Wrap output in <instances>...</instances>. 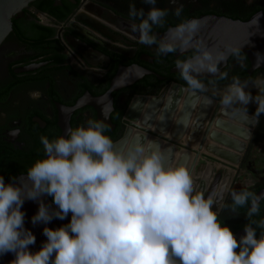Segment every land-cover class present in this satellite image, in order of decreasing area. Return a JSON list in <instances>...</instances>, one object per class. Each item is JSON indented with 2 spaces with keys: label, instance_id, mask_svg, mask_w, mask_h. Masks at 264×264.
<instances>
[{
  "label": "clouds",
  "instance_id": "obj_1",
  "mask_svg": "<svg viewBox=\"0 0 264 264\" xmlns=\"http://www.w3.org/2000/svg\"><path fill=\"white\" fill-rule=\"evenodd\" d=\"M143 2L150 5L146 15L134 5L129 9L130 19H139L132 24L138 43L156 45L158 55L194 49L175 66L197 99L208 85L215 89L228 78L221 65L230 55L242 60L239 48L214 51L199 40L202 21L196 18L182 20L159 37L153 27H162L170 10L156 7L157 0ZM171 11L180 17L183 6ZM248 88V82L233 76L219 104L255 126L264 114V89L253 96ZM252 102L256 108L250 116ZM109 130L103 120L88 119L55 139L42 136L44 156L26 174L7 183L0 175V256L12 253L9 264H264V218L253 219L260 215L264 193L232 190L231 204L224 203L226 187L205 195L194 184L186 158L173 163L170 148L140 134L114 142ZM26 200L38 205L31 217L34 226L70 215L67 224L43 228L47 239L35 252L29 246L36 238L24 226ZM245 207L248 223L238 241L220 214L227 210L239 216L238 209Z\"/></svg>",
  "mask_w": 264,
  "mask_h": 264
},
{
  "label": "flooded vegetation",
  "instance_id": "obj_2",
  "mask_svg": "<svg viewBox=\"0 0 264 264\" xmlns=\"http://www.w3.org/2000/svg\"><path fill=\"white\" fill-rule=\"evenodd\" d=\"M52 5L58 16L61 15L58 18L52 16L54 26L37 22L30 10L41 11L30 5V10L15 20L12 31L0 45V175L4 176L6 183L12 176L26 174L32 163L44 156L40 140L42 136L52 140L63 136L69 128L84 125L88 119L100 120L92 106L84 105L71 113H68L69 108L86 98L87 93L93 97L104 94L120 68L138 65L153 71L160 78L153 74L143 75L130 85L112 92L113 109L108 112L109 120L106 122L110 127L106 134L114 142L120 141L127 131L129 137L132 128L123 120L130 104L137 96L158 94L168 84L185 83L179 73L172 72V69L177 59L192 56H189L191 52L158 55L156 45L138 43L139 32L133 31L132 24H138L139 19H130L129 9L134 5L137 10L143 9L146 15L150 5L143 0H60L59 5L54 6L53 1ZM181 5V16L176 17L171 10ZM156 7L170 10L163 26L153 27L156 34L175 27L184 19L203 15L226 16L243 21L259 12L264 15V0H157ZM43 27L51 31L46 37L49 42L38 44ZM81 42L102 54V57L98 60L84 57ZM55 57L60 60L56 61ZM31 64L39 66L23 71ZM245 64L243 58L237 60L230 56L222 70L230 75L227 81L238 76L241 81L248 82V90L255 96L260 89H264V84L256 83L264 79V67L251 73L247 69L246 75L236 72ZM168 71L172 80H168ZM226 86H216L215 89L208 87L209 90L223 91ZM255 108V102L247 106L251 113ZM65 122L68 126L64 127ZM188 132L183 141L195 148L196 142L188 138L195 135V129L190 128ZM253 133L254 130L235 172L226 174V170L210 167V174L206 171V175L200 179L196 171L191 172L194 184L204 190L205 195L226 187L223 202L231 204L229 193L232 190L248 189L257 193L264 188V136L253 143ZM260 204V215L253 219L264 218V200ZM213 210H216V206H213ZM238 211L239 216H232L227 210L220 215L222 223L239 241L245 234L244 225L248 223L244 215L247 207ZM259 234L258 229L257 237Z\"/></svg>",
  "mask_w": 264,
  "mask_h": 264
},
{
  "label": "water",
  "instance_id": "obj_3",
  "mask_svg": "<svg viewBox=\"0 0 264 264\" xmlns=\"http://www.w3.org/2000/svg\"><path fill=\"white\" fill-rule=\"evenodd\" d=\"M34 1L35 0H0V45L12 31V20L23 17L25 12L30 10V5ZM52 1L54 2V6L60 4V0ZM196 19L202 21V28L198 34V39L204 41L210 49L215 51L224 50L227 47L239 48L240 53L244 54L250 63V67L248 68L249 73L255 69L264 67V15L261 12L254 14L245 21L217 15H203ZM168 29L158 34L159 37L163 38ZM80 45L84 57L97 60L102 57V54L85 43L81 42ZM188 52H194L195 54L194 49H189L183 53L177 52L176 55L186 54ZM226 64L227 62L221 65V70ZM38 66L39 64H31L25 67L23 71L33 70ZM172 72L179 73L176 66L172 69ZM151 74L160 78V76L153 71L138 65L122 67L111 79L109 88L104 94L93 97L87 93L86 98L84 97L78 100L73 107L69 108L68 113L84 105L92 106L97 110L99 119H103L106 123L109 120L108 112L113 109L112 92L121 87L130 85L143 75ZM204 79L208 78L206 77ZM207 93L208 94H198L199 99H197L187 90V86L181 83L168 84L156 95L137 96L128 107L126 119L123 120V122L129 128H132L131 133L133 130H137L139 133H144L145 136H149L150 139L167 142L176 148H184L192 152L194 154V161L189 169L190 172H192V170L193 173L195 172V166L200 160L209 159L211 162L213 161L215 164L218 163L220 165L218 167L210 165V167L216 170L222 168L223 170L226 169V174H228L235 168L233 164L240 161L241 155L246 150L247 143L251 138L255 126L252 125L250 120L244 119L240 114L224 112L242 126L221 119L220 116L222 115V111L220 110L221 106L219 104V99H214L212 97V95L215 97H220V95L216 94L214 90L211 89ZM145 97H150V101L143 111L142 101ZM206 101H210V103ZM179 107L181 108L178 114L174 136L168 137L163 132L172 126L173 116L179 110ZM103 108L105 111L104 114H102ZM193 110L197 111L194 119L192 118ZM249 115L251 116L250 113ZM153 125H156V129L152 128ZM200 125H202V128L197 148L186 145L182 141H178L177 137H183L190 128L193 130L196 126ZM65 126H68L67 122H65L64 127ZM129 137H131V135ZM129 137L127 131L120 141ZM208 140L218 143L223 148H213L211 154L204 153L202 149L205 147ZM224 147L236 150L240 153H233L225 150ZM208 165L207 163L206 166ZM204 171L206 170H203V172ZM198 178L200 179V177ZM201 182L202 181H200V183ZM260 193H264V188L257 192V194ZM43 199L45 203L51 204V199L49 197H44ZM52 206L55 207V205ZM37 207L38 205L36 202L26 200L22 208V211L26 214L24 226L26 229L30 230L36 238L35 244L29 246V251L31 252L38 251L42 243L46 241L47 238L43 235V228L45 226L55 229L61 225L67 224L70 220L69 215V217L64 220L53 219L51 223L47 225L41 223L34 226L31 223V217L37 211ZM12 259H14L12 253L2 255L0 256V264H9V261Z\"/></svg>",
  "mask_w": 264,
  "mask_h": 264
},
{
  "label": "bare ground",
  "instance_id": "obj_4",
  "mask_svg": "<svg viewBox=\"0 0 264 264\" xmlns=\"http://www.w3.org/2000/svg\"><path fill=\"white\" fill-rule=\"evenodd\" d=\"M216 94H218V95H220L221 94V92H222V90H217V91H214ZM149 101H150V97H145L144 98V100L142 101V110L144 111L145 110V108H146V106L148 105V103H149ZM180 108L181 107H179L178 109V111L174 114V118H173V122H172V126L171 127H169L167 130H165L163 133L166 135V136H168V137H173L174 136V131H175V126H176V122H177V118H178V114H179V111H180ZM220 110L222 111V115H221V119H223V120H225V121H229V122H231V123H235V124H237V125H240V126H242L240 123H238L237 121L236 122H234L233 120H232V118H230L226 113H224V111L222 110V108H220ZM196 114V111L195 110H193L192 111V118L194 117V115ZM155 126L156 125H153V129H156L155 128ZM136 134H140V135H142V136H145L143 133H139L137 130H133V132H132V134H131V136L132 135H136ZM147 138H149L150 139V137L149 136H146ZM184 137V136H183ZM183 137H177V139H178V141H183ZM236 138V137H235ZM209 141V140H208ZM206 142V145H205V147H203V149H202V151H206L207 153H212V149L213 148H222L218 143H215V142H213V141H209V142ZM159 143L162 145V147H164V148H170L171 149V160H174L173 161V163H176V162H178V161H180V160H184L185 158H186V163H187V165H188V167H189V169H190V167H191V165H192V163H193V159H194V154L192 153V152H190V151H188V150H186V149H184V148H182L183 150L182 151H180V153L178 152V150H177V148L175 147V146H172V145H170L169 143H167V142H160L159 141ZM224 149H225V147H224ZM228 151H235V153L236 154H238V153H240V152H238V151H236V150H233V149H230V148H226ZM186 150V151H185ZM184 152V153H183ZM187 153V154H186ZM193 154V155H192ZM190 160H191V163H190ZM190 165V166H189ZM210 169H209V167H207V172L209 171ZM193 171V170H192ZM206 171H204V172H202L201 174H200V177H203V176H205L206 175ZM209 173V172H208Z\"/></svg>",
  "mask_w": 264,
  "mask_h": 264
},
{
  "label": "trees",
  "instance_id": "obj_5",
  "mask_svg": "<svg viewBox=\"0 0 264 264\" xmlns=\"http://www.w3.org/2000/svg\"><path fill=\"white\" fill-rule=\"evenodd\" d=\"M31 5H34L37 11L46 12L49 15L55 17V18H58V17L61 16V15L58 16L56 11L54 10L55 8L52 5V0H35L34 3L31 4ZM15 20L16 19L12 20V26L15 25ZM42 29H43V32L41 33L40 38L38 39V44H40L42 42H49L46 37L51 34V31H49L45 27H43ZM193 54H194V52H191V53H189V56L193 55ZM241 57L246 61V64L243 67L237 68L236 72H239V74H242V75H246L247 74L246 71L248 69L249 63L247 61V58L243 54H241ZM55 60L59 61L60 58L59 57H55ZM167 74H168V78H169L168 80H172V77L169 76L170 75L169 71L167 72ZM229 76L230 75L228 73V77ZM178 81L183 82L182 80H178ZM230 82H231L230 78L228 79V81L227 80L218 81L217 82V86H226ZM183 84L186 85V83H183ZM205 84L207 85L208 81H205ZM208 86H211V85H208ZM263 136H264V114H262L260 116L259 123L256 125V127L254 129L252 142L254 143V142H257V141L261 140L263 138Z\"/></svg>",
  "mask_w": 264,
  "mask_h": 264
},
{
  "label": "rangeland",
  "instance_id": "obj_6",
  "mask_svg": "<svg viewBox=\"0 0 264 264\" xmlns=\"http://www.w3.org/2000/svg\"><path fill=\"white\" fill-rule=\"evenodd\" d=\"M205 94H208L207 92L205 93ZM212 97L214 98V99H220V97H215L214 95H212ZM250 114H252L250 111H248ZM196 113H197V111H196ZM196 117V114L194 115V117H193V119ZM221 117V116H220ZM233 120V119H232ZM234 121V120H233ZM234 122H236V121H234ZM201 128H202V125H200V126H196L195 127V135L194 136H191L189 139H190V141L191 142H196V146H195V148H197V146H198V140H199V135L201 134ZM184 139V138H183ZM197 140V141H196ZM210 141V140H209ZM208 141V142H209ZM182 142H184V141H182ZM178 148V147H177ZM223 148V147H222ZM179 149V148H178ZM225 150H227L226 148H225ZM180 151H182V150H179L178 152L180 153ZM232 152V151H231ZM184 153V152H183ZM204 153H207L206 151H204ZM233 153H235V151H233ZM187 154V153H186ZM210 154V153H209ZM239 154V153H238ZM193 155V154H192ZM207 162L209 163V162H211V161H209L208 159H204V160H200L197 164H196V166H195V171H196V175H197V173L198 172H200V173H198V177H200V174L202 173L201 171H203L204 170V168H205V166H206V164H207ZM211 165H215V163L213 164L212 162L210 163ZM217 166H220L218 163L216 164ZM208 167H209V169H210V165H208ZM222 170H223V168H222ZM226 170V169H225ZM230 174V173H229Z\"/></svg>",
  "mask_w": 264,
  "mask_h": 264
},
{
  "label": "built area",
  "instance_id": "obj_7",
  "mask_svg": "<svg viewBox=\"0 0 264 264\" xmlns=\"http://www.w3.org/2000/svg\"><path fill=\"white\" fill-rule=\"evenodd\" d=\"M30 12L34 15V18L37 22H39L43 25H46V26H54V19L49 14L44 13V12H36L33 9H31ZM216 164L213 166L218 167ZM233 165L235 166V168L232 170V172H235V170L238 168L239 164L236 163Z\"/></svg>",
  "mask_w": 264,
  "mask_h": 264
}]
</instances>
